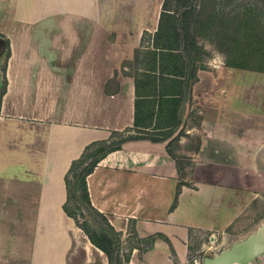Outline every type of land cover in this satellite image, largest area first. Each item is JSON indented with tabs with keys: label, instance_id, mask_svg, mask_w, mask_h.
<instances>
[{
	"label": "crops",
	"instance_id": "obj_1",
	"mask_svg": "<svg viewBox=\"0 0 264 264\" xmlns=\"http://www.w3.org/2000/svg\"><path fill=\"white\" fill-rule=\"evenodd\" d=\"M162 3L0 0V42L9 47L0 264H74L82 230L63 209L65 177L87 146L119 133L131 140L99 160L87 193L109 221H136L140 236L161 237L143 264H173L172 250L183 264L191 231L227 236L264 199V73L226 63L211 72L178 41L163 49ZM262 227L264 216L234 244ZM233 264H264V248Z\"/></svg>",
	"mask_w": 264,
	"mask_h": 264
},
{
	"label": "rangeland",
	"instance_id": "obj_2",
	"mask_svg": "<svg viewBox=\"0 0 264 264\" xmlns=\"http://www.w3.org/2000/svg\"><path fill=\"white\" fill-rule=\"evenodd\" d=\"M177 3L193 5L194 11L192 12L194 13L191 16L192 22L186 41L187 51L190 52L192 60H198L201 63L202 57L206 55L202 47L197 46V38L200 37L212 42L220 52L224 53L227 57L226 63L239 64L245 73H264V0H167L168 7ZM176 8H173L175 15ZM165 27L163 32H165ZM162 33H158V40L161 43ZM2 74L3 62L0 64V76ZM115 138L118 139V137ZM194 140L195 137L188 143V146L195 145ZM88 162L86 160L83 165L85 166ZM68 209L75 216V220L73 219L75 224L77 222L85 226L97 236L101 233L111 235L105 228L103 218L87 206L80 191L77 190L76 197L70 199ZM263 216L264 199H260L245 215L240 228L230 230L227 236L223 237L218 234L211 237L207 232L191 231L188 241L184 244L186 247H183L181 253V255L186 253L183 264H195L196 262L202 264L204 258L215 257L220 252L229 249L239 239V236L251 232ZM105 218L119 233L122 254L128 257V264H143L145 251L150 249L156 240L161 239L156 235L140 236L138 233L140 226L136 221L116 223L109 221L106 216ZM88 243L82 230L78 239L75 238L73 243L75 249L72 247V251L73 253L77 251L74 254L73 263L83 264L87 257V264H107L103 252ZM86 244L88 248L85 247L83 250ZM134 247L136 251H133ZM169 258L173 264H182L173 250L170 251ZM158 262L165 263L162 257H159Z\"/></svg>",
	"mask_w": 264,
	"mask_h": 264
},
{
	"label": "trees",
	"instance_id": "obj_3",
	"mask_svg": "<svg viewBox=\"0 0 264 264\" xmlns=\"http://www.w3.org/2000/svg\"><path fill=\"white\" fill-rule=\"evenodd\" d=\"M177 7V8H176ZM177 9L175 15L174 9ZM193 5L191 3H177L174 6L167 5V0H163L162 12L160 13L159 28L158 33L163 32L165 27V32L162 33V48L167 50H173L176 46V42H180L182 46L186 45L188 39V32L190 24L192 22L191 16L194 11ZM4 46L6 48L7 54H9L8 42L5 41ZM227 66L240 67L237 63H226ZM119 137L116 141L110 143H103L98 145L87 146L83 154L76 160L72 161L69 171L65 177V182L67 186L68 199L67 203L64 204L63 209L65 213L75 220V216L68 209V204L71 198H75L77 195V190L81 192L82 199L85 201L87 206L94 211L97 215L101 216L105 222V228L111 233L110 236L101 233L100 236L91 233L85 226L76 225L83 230L90 243L103 252L107 259V264H128V257L122 254L119 233L116 232L113 227L108 223L105 216L97 211L90 203L87 187H86V176L90 174L96 164L101 160L107 153L117 150L122 144L131 140L130 137L124 136V134H117ZM88 160L84 166L83 163ZM83 166V167H82ZM71 177V179L69 178Z\"/></svg>",
	"mask_w": 264,
	"mask_h": 264
},
{
	"label": "water",
	"instance_id": "obj_4",
	"mask_svg": "<svg viewBox=\"0 0 264 264\" xmlns=\"http://www.w3.org/2000/svg\"><path fill=\"white\" fill-rule=\"evenodd\" d=\"M264 248V227L252 235L247 241L232 245L212 258H204L202 264H233L251 260Z\"/></svg>",
	"mask_w": 264,
	"mask_h": 264
},
{
	"label": "clouds",
	"instance_id": "obj_5",
	"mask_svg": "<svg viewBox=\"0 0 264 264\" xmlns=\"http://www.w3.org/2000/svg\"><path fill=\"white\" fill-rule=\"evenodd\" d=\"M197 46L202 47L203 51L206 53V55L202 57L201 63H203L207 69L211 72H219L224 67L227 57L224 53L220 52L212 42L198 37Z\"/></svg>",
	"mask_w": 264,
	"mask_h": 264
},
{
	"label": "flooded vegetation",
	"instance_id": "obj_6",
	"mask_svg": "<svg viewBox=\"0 0 264 264\" xmlns=\"http://www.w3.org/2000/svg\"><path fill=\"white\" fill-rule=\"evenodd\" d=\"M0 64L3 62V59L5 58V52L6 48L3 43L0 42Z\"/></svg>",
	"mask_w": 264,
	"mask_h": 264
},
{
	"label": "built area",
	"instance_id": "obj_7",
	"mask_svg": "<svg viewBox=\"0 0 264 264\" xmlns=\"http://www.w3.org/2000/svg\"><path fill=\"white\" fill-rule=\"evenodd\" d=\"M195 264H201L200 262H196Z\"/></svg>",
	"mask_w": 264,
	"mask_h": 264
}]
</instances>
